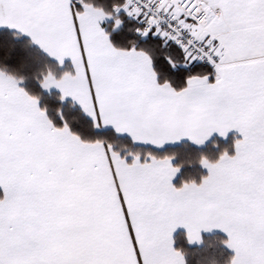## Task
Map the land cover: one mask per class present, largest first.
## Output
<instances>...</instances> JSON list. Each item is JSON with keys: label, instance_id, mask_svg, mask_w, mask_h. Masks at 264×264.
<instances>
[{"label": "snow or ice", "instance_id": "6c2138e0", "mask_svg": "<svg viewBox=\"0 0 264 264\" xmlns=\"http://www.w3.org/2000/svg\"><path fill=\"white\" fill-rule=\"evenodd\" d=\"M0 26L17 30L0 37V264H188L180 227L189 246L222 229L223 264H264V0H0ZM33 44L55 64L27 71ZM29 78L58 89L62 123ZM231 129L178 184L176 153L153 151Z\"/></svg>", "mask_w": 264, "mask_h": 264}, {"label": "trees", "instance_id": "16d2710c", "mask_svg": "<svg viewBox=\"0 0 264 264\" xmlns=\"http://www.w3.org/2000/svg\"><path fill=\"white\" fill-rule=\"evenodd\" d=\"M8 29L0 30V37L5 39L11 38V33ZM128 35L125 29H120L113 32L112 39L114 42H121L124 37ZM28 38L18 36L16 42L18 45V50L23 52L24 49L20 45H25ZM27 51L31 52L32 60L30 65L27 67V71H32L33 69L42 66L45 62L50 64H55V61L51 60L47 55H45L38 47L34 44L29 46ZM25 86L34 91H41V105H47L48 114L54 120L55 123L60 124V120L56 108L59 104L57 99L58 93H45L38 88L35 80L29 78L25 81ZM63 112L65 116L69 119L71 127L74 131L80 132L82 135L89 136L94 133V130L90 127L91 120L81 111L79 107L71 103L70 101H65L63 104ZM215 141V143H213ZM234 137H229L228 139L215 138L209 144L204 147H196L190 144H180L177 146L167 147L162 150L153 149V151L165 153V152H175L176 157L174 158V163H180L182 166L180 168V176L177 184L189 177H196L206 172V170L199 163L198 156L201 152L207 153L214 157L219 151L227 147L231 151V146L233 144ZM226 238L221 234H213L204 237L203 244L199 247H190L183 236H179L177 239V246L185 247V256L188 264H223L226 257L231 254V251L226 245H223L222 239Z\"/></svg>", "mask_w": 264, "mask_h": 264}, {"label": "crops", "instance_id": "0c3cea01", "mask_svg": "<svg viewBox=\"0 0 264 264\" xmlns=\"http://www.w3.org/2000/svg\"><path fill=\"white\" fill-rule=\"evenodd\" d=\"M102 23H106V22H102ZM1 29H8V30H10V31H17L16 29H9L8 28V26H0V30ZM19 36H21V37H25V38H28L29 39V37H27V35L26 34H21V35H19ZM36 46V45H35ZM36 47H38V46H36ZM46 55V54H45ZM51 60H53V61H55V58H51V57H49ZM68 66H70L69 64H68V62H67V60H66V63H65V67H68ZM45 93H52V92H57L58 93V89H55V88H53L50 92L49 91H46V90H43ZM66 101H69V100H66ZM71 102V101H70ZM72 103V102H71ZM77 107H79V105H76ZM80 108V107H79ZM85 114V113H84ZM86 115V114H85ZM90 120H91V118L88 116V115H86ZM240 134H239V132L236 130V129H231V130H229V132H228V134L226 135V136H221V135H219L218 133H213L212 134V136L211 137H209L208 138V140L203 144V145H196V144H194V143H192V142H190V141H188L187 140V138H183L181 141H179V142H167V143H165L163 146H159V147H156V146H152L153 147V149H156V150H162V149H165V148H167V147H171V146H177V145H180V144H183V143H186V144H190V145H193V146H196V147H204V146H206L207 144H209L213 139H215V138H220V139H224V140H226V139H228L229 137H236V136H239ZM173 162H174V160H173ZM203 167V166H202ZM204 168V167H203ZM206 171H207V169L206 168H204ZM179 176H180V170L177 172V174L175 175V177L173 178V182L174 183H177V181H178V179H179ZM184 228L183 227H180V228H178L177 229V231L174 233V235L175 236H177V237H179V236H183V233H184ZM213 234H221V235H224L225 237H226V233L222 230V229H219V228H214V229H212L211 231H202V236H203V240H204V237L205 236H208V235H213ZM183 238L185 239V237L183 236ZM203 240H202V242L201 243H199V244H193V245H191L190 247H199V246H201L202 244H203ZM185 241H186V239H185ZM186 243H187V241H186ZM228 248V247H227ZM229 249V248H228ZM231 252H232V250L231 249H229Z\"/></svg>", "mask_w": 264, "mask_h": 264}]
</instances>
